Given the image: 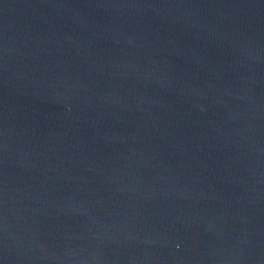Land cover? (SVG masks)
I'll return each instance as SVG.
<instances>
[{"label": "water", "instance_id": "1", "mask_svg": "<svg viewBox=\"0 0 264 264\" xmlns=\"http://www.w3.org/2000/svg\"><path fill=\"white\" fill-rule=\"evenodd\" d=\"M0 264H264V0H0Z\"/></svg>", "mask_w": 264, "mask_h": 264}]
</instances>
